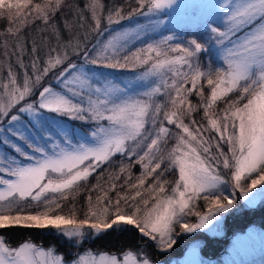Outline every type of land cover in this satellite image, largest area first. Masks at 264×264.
Masks as SVG:
<instances>
[{
  "label": "snow or ice",
  "instance_id": "6c2138e0",
  "mask_svg": "<svg viewBox=\"0 0 264 264\" xmlns=\"http://www.w3.org/2000/svg\"><path fill=\"white\" fill-rule=\"evenodd\" d=\"M137 3L126 15L120 10L109 12L107 24L139 16L147 20L148 30H155L167 23L157 19L159 13L177 6L178 0ZM61 6L62 0H0V16L6 14L15 25L8 27L6 34L0 33L14 42L9 47L7 38L0 40V56L6 62L0 69L7 67V82L0 80V143L17 154L0 151V229H55L70 239L78 238L75 242L79 244L89 230L99 234L114 225H134L160 251L167 252L178 235L207 229L218 216L229 212L237 191L249 203L264 201V194L252 198L264 187V0H205L200 5L206 9L203 42L173 34L132 52L127 51L129 38L141 39V31L147 34L148 30L137 26L117 32L103 49L96 45L88 49L62 43L51 25L56 44L48 45V58L41 67L38 42H32L29 53L19 33L35 20L49 25ZM87 8L95 20L94 31L99 32L103 5L91 0ZM244 29L247 31L238 35ZM178 40L182 42H174ZM213 47L222 63L213 67L209 61L202 68L199 55ZM70 55L80 57L81 63L70 60ZM13 65L23 70L22 84L17 82ZM87 65L128 70L147 66L136 78L154 79L146 90L128 94L114 81L92 79L85 71ZM49 73L62 91L48 84L40 87L38 99L25 102ZM201 81H206L208 95ZM193 92L199 104L189 99ZM157 94L165 97L163 103L154 100ZM218 102L224 106L217 108ZM200 109L206 126L192 118ZM45 112L91 123L95 146L74 143L64 133L56 137L47 132L46 147L33 143L19 126L25 116L38 126ZM165 125H175L179 131L172 133ZM171 136L176 144L166 151ZM10 137L23 140L31 152H25ZM118 154L129 161L135 157L141 174L133 176V164L121 161L118 173H100L96 184L88 185V178L103 165L111 166ZM221 167L229 170L228 179L219 171ZM172 169H178V180L169 190L164 174ZM120 174H126L122 181ZM150 177L153 182L145 187ZM82 187L88 195L80 218L74 203L65 213L64 202L69 196L74 200ZM198 200L208 206L207 213L197 210ZM189 216L198 217V221L190 223ZM0 264L67 262L54 249L34 243L10 247L0 235ZM72 264L154 262L142 252L127 250L120 255L87 252Z\"/></svg>",
  "mask_w": 264,
  "mask_h": 264
},
{
  "label": "trees",
  "instance_id": "16d2710c",
  "mask_svg": "<svg viewBox=\"0 0 264 264\" xmlns=\"http://www.w3.org/2000/svg\"><path fill=\"white\" fill-rule=\"evenodd\" d=\"M34 3L40 2V0H33ZM91 0H62L61 8L55 13L52 19L49 21V25H44L41 20H35L32 23L26 25L19 35L23 38V43L27 48V51L31 52L32 42L37 41L39 52L38 55L41 57L40 66L43 67L44 61L48 58L47 53L49 51L48 45H55V33L53 32L51 25H55V30L59 32L60 40L62 43L74 42L76 41L83 48L93 49V45H96L99 49L104 47V37L101 35L100 38L97 35L95 29V20L92 17L91 12L88 10L87 5ZM103 5L104 11L100 16L101 20V29L105 25V17L108 14V9L112 8V12L120 10L125 13V15L130 12L133 8L138 7L137 0H99ZM27 11V10H25ZM81 16L83 19H81ZM0 33H7L8 27H14V22H10L8 19H5L4 16H0ZM86 17V18H85ZM135 22L141 23L142 27L144 25L148 26L147 21H143L142 17L134 16L132 19ZM129 20V21H131ZM128 21V22H129ZM68 24L69 27H65V24ZM90 25V33H86L87 26ZM146 28V27H144ZM143 38L140 41H131V44L128 45V52H132L135 49L146 45L153 40L160 39L161 36L166 35H177L182 37L183 40L195 38L198 41L203 42V39L207 35L204 28L203 22H197L193 25H183L175 27H163L157 35H151L148 33L145 34L144 31H141ZM8 39L9 47L13 45V40L11 37H6L5 35H0V40ZM94 38L96 41H94ZM44 41L41 44V41ZM146 41V42H145ZM130 43V42H129ZM2 51V48H0ZM91 54V53H90ZM170 55H176L170 53ZM70 60L76 63H81V58L75 55H70ZM211 61L213 67H216L220 61L218 52L213 48H210L207 53H202L199 55V63L202 68H206L207 64ZM25 64L30 62V57L26 55L24 57ZM0 64H6L5 58L0 56ZM14 71L17 74L18 84L23 82V70L19 67L13 65ZM147 66L137 67L134 70L128 69H112L102 66L87 65L86 69L94 68L96 70L105 69L109 76L119 84L120 79H123L127 82L128 89L132 94L142 92L147 88L152 86V81L154 78H148L145 83H140L134 81L136 77L145 71ZM56 71H59L57 69ZM29 75H32L31 69H29ZM0 80L7 82V67L0 69ZM172 81L170 80L169 83ZM204 85L205 95L209 94V89L206 85V81H201ZM42 86L51 84L55 89H60V85L56 84L52 73H49L48 77H45L41 81ZM190 86V85H189ZM125 88V87H124ZM128 91L127 88H125ZM35 90V89H34ZM62 90V89H61ZM37 91H33V95L28 96V99L35 100L37 98ZM193 104H199L200 101L195 92L189 97ZM25 100V102H26ZM154 100L157 103H163L165 97L157 94L154 97ZM24 103V102H22ZM224 105L222 102L217 103V108H222ZM67 118V116H62ZM69 118V117H68ZM192 118L197 120L199 123L206 126L207 122L203 118V109H200L197 112L192 114ZM185 123H189L188 118H185ZM87 124V122H86ZM89 125H92L88 123ZM170 128L172 133L179 131L175 125H165ZM176 144V139L174 136H171L167 145L165 146L166 151L173 148ZM224 148H227L225 145ZM213 151L215 149L213 148ZM135 157L131 161L126 158L121 157L119 154L112 158L113 163L111 166L109 164L103 165L100 169H97L96 173H93L87 181L88 185H94L97 182V177L100 173L107 175L109 172H119V164L122 161L124 164L132 163V174L133 176H139L142 172V167L138 164H135ZM164 165H162V168ZM221 170V168L219 169ZM159 171V170H157ZM124 175L120 174L121 181L124 179ZM176 175V179L172 177ZM168 184L165 185L166 189H169L173 186V182L177 180L178 169H172L171 172H166L164 174ZM154 177H150L145 184V187H148L153 182ZM83 183V182H82ZM88 192L85 188H81L80 191L75 195L73 200L72 196H69L68 201H65V213L68 212L69 206L73 203L75 204L77 215L80 218H83V210L86 209ZM95 195V194H93ZM110 195L115 196V192H111ZM237 206L233 207L225 216H224V234L223 235H211L210 233L204 230H198L197 232L190 233L187 235L180 234L176 238V243L171 250L167 252H162L158 249L156 243L150 240L148 237L144 236L138 228L134 225H122V226H113V228L108 229L106 232L95 233L94 230H89L86 238L79 244L75 241L76 239H70L62 235L58 230L55 229H35V228H21V227H12L6 229H0V235L5 237V242L11 246H17L21 241H29L36 245L48 246L55 250V252L61 253L65 261H70L76 257L79 252L90 249L95 252H107L109 254L120 255L122 252L127 250H133L137 252H142L147 255V257L153 262H161L169 264L173 261L174 258L181 256L186 248L187 244L191 240L201 241L200 253L203 260V263L211 264H221L222 256L225 255L227 248L230 244V237L233 234L238 233L239 231H245L250 226L257 227L259 230H264V201L259 202L257 205L243 206L242 199L239 196L236 201ZM201 208H204L202 206ZM193 216L187 217L188 221H192ZM179 231V230H178ZM241 264H264V251L261 253L247 259Z\"/></svg>",
  "mask_w": 264,
  "mask_h": 264
},
{
  "label": "rangeland",
  "instance_id": "374dc122",
  "mask_svg": "<svg viewBox=\"0 0 264 264\" xmlns=\"http://www.w3.org/2000/svg\"><path fill=\"white\" fill-rule=\"evenodd\" d=\"M205 0H178V5L174 6L171 9H165L162 12L159 13L157 19L165 20L167 23L165 25H162L161 27L155 29V30H148L150 29V25L142 27L141 23L135 22L134 20L129 21V19H123L120 21V23H113L112 25H108L107 22H105L104 28L101 29L100 25V31L97 32L98 37L102 35L104 37V45H106L109 41V39L114 36L117 32H123V31H129V30H134L137 28V26H140L143 29L148 30L149 34L157 35L155 38H157L159 35V32L163 27H175V26H183V25H193L197 22L202 21V18L206 15V9L202 8L200 5L203 4ZM105 8L103 9V11ZM109 12H112V8H109ZM115 14V12H112ZM107 14V16H108ZM121 14H124L121 12ZM107 16L104 15L105 21L107 19ZM3 18V17H0ZM5 19L7 18V15H4ZM86 18V17H85ZM143 21H147L145 18H143ZM129 21V22H128ZM91 27L90 25L87 26L86 28V33H90ZM247 29H244L238 35H243L244 32H246ZM141 39L143 38L142 33H140ZM141 39H134V37L129 38V44H131V41H140ZM94 41L95 38H94ZM146 42V41H145ZM174 42H182L181 40L174 41ZM69 43V42H66ZM73 45H76L77 42H71ZM213 49L217 51L214 47ZM69 51H71L69 49ZM222 62V61H221ZM219 66V65H217ZM86 72H88L91 76L92 79H94L97 82H102L105 80H111L114 81L111 76L108 75L105 69L101 70H96L94 68L91 69H86ZM55 81V79H54ZM134 81L140 82V83H145L146 80H141V79H135ZM115 82V81H114ZM6 83V82H5ZM119 84L122 85L123 87L128 89L127 82L123 79H120ZM207 85V84H206ZM46 86V85H45ZM40 87H42V84L40 86H37L34 91H37L39 93ZM54 88V87H53ZM57 91H62L60 89H56ZM128 94H132L129 89L127 91ZM37 95V94H36ZM28 97H26L27 99ZM38 99L35 98V100ZM35 100L28 99L26 102H34ZM19 107V105L17 106ZM39 125H35L28 117H24L22 125L19 126V130L23 131L27 138L31 140L33 143L36 144H41L43 146H47L49 141L44 138V133H50L52 136L59 137L61 133L66 134L74 143H84L89 146H95L96 141L95 139L90 135V132L93 128V125H89L88 122L86 124L85 121L81 120H74L70 118H63L60 115H57L56 113H48L45 112L39 117ZM91 124V123H90ZM13 127H17L16 125H13ZM11 139L14 140V142L19 145L25 152H31V149L28 147V145L20 139H16L15 137H10ZM0 151H4L6 153L12 154V155H17L14 153L13 149L8 147L7 145H4L3 143H0ZM224 151L227 152L228 148H224ZM35 155V153H33ZM28 161H25L27 163ZM160 171V170H159ZM157 171V172H159ZM222 175L225 176V179H228L230 177V172L227 169H223L221 167V170H219ZM172 179H176V175L172 177ZM178 180V176H177ZM245 183H248V181H245ZM226 194H228L226 192ZM261 194H264V187H261L257 190V192L253 193V199L256 197L260 196ZM241 197L243 206H250L253 207L257 205L259 201L257 200L256 203H249L246 201L240 193L237 191L235 194V198L237 201L238 197ZM197 204V210L203 213H207L208 206L205 204L203 200H198L196 201ZM204 206V208H201ZM237 206L236 202L234 207ZM228 213V212H227ZM227 213H223L221 216H218L214 222L208 226L207 229H202L211 235H223L224 234V216ZM198 221V217L193 216V219L190 223H195ZM114 226H122V225H114ZM190 234V233H187ZM184 234V235H187ZM179 236V235H178ZM177 236V237H178ZM176 237V238H177ZM68 238V237H67ZM71 239H76L71 238ZM230 244L227 248V251L225 252V255L222 256V262L221 264H241V262L250 259L251 257L261 253L264 251V230H259L257 227L250 226L245 231H239L236 234L231 235L230 237ZM29 242L28 240L21 241L17 246L19 247L21 244ZM31 243V242H30ZM7 244V243H6ZM10 247H14L9 245ZM44 249H53L48 246H40ZM200 248H201V241L199 240H191L187 244V248L185 252L179 256L173 259V261L169 264H200L202 260L201 253H200ZM87 252H91L93 254H100V253H107V252H95L93 250L87 249L82 252H79L76 257L70 261H66L67 264H72V261L77 259L79 255H83ZM58 255L63 256L61 253L56 252ZM109 254V253H108ZM114 255V254H110ZM64 257V256H63ZM65 259V258H64ZM154 264H165L161 262H154ZM203 264H211V263H203Z\"/></svg>",
  "mask_w": 264,
  "mask_h": 264
}]
</instances>
